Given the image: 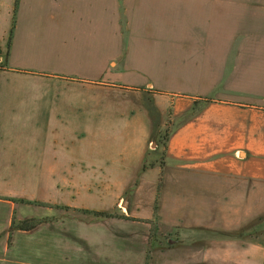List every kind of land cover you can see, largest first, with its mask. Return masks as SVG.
<instances>
[{
    "label": "crops",
    "instance_id": "crops-1",
    "mask_svg": "<svg viewBox=\"0 0 264 264\" xmlns=\"http://www.w3.org/2000/svg\"><path fill=\"white\" fill-rule=\"evenodd\" d=\"M15 22L8 63L31 73L10 76L47 88L37 128H100L121 112L129 120L118 125L141 131L118 133L135 149L124 173L106 162L104 176L158 174L146 163L171 117L166 168L185 189L264 186V0H19ZM24 90L2 91V103L37 98ZM60 97L86 105L58 107Z\"/></svg>",
    "mask_w": 264,
    "mask_h": 264
},
{
    "label": "rangeland",
    "instance_id": "rangeland-1",
    "mask_svg": "<svg viewBox=\"0 0 264 264\" xmlns=\"http://www.w3.org/2000/svg\"><path fill=\"white\" fill-rule=\"evenodd\" d=\"M18 2L0 0V94L25 89L37 98L11 99L13 105L0 98V264H264V186L248 195L230 187L185 189L166 168L171 117L160 130L162 119L154 115L160 131L146 166L157 164L159 172L152 177L104 176L106 162L107 173H124L123 154L135 149L114 142L118 133L141 132L118 125L129 120L121 112L109 113L100 128L73 129L70 121L69 128H37L43 123L35 102L43 98L36 93L47 88L12 78L31 72L8 63ZM56 100L65 109L86 105L83 98ZM30 219L36 228H13Z\"/></svg>",
    "mask_w": 264,
    "mask_h": 264
},
{
    "label": "trees",
    "instance_id": "trees-1",
    "mask_svg": "<svg viewBox=\"0 0 264 264\" xmlns=\"http://www.w3.org/2000/svg\"><path fill=\"white\" fill-rule=\"evenodd\" d=\"M14 201L18 202V201H21V200L15 199ZM55 206L58 207V208H63L60 205H55ZM64 208H70V207L69 206H64ZM79 211L85 212V213H93V214H96L98 216H106V217H112L113 216L112 213L94 211V210H89V209H79ZM32 221H33V219L19 221L18 223H16V221H14L13 222V228H18L20 230H31V229H34V228L37 227L38 223H31Z\"/></svg>",
    "mask_w": 264,
    "mask_h": 264
}]
</instances>
